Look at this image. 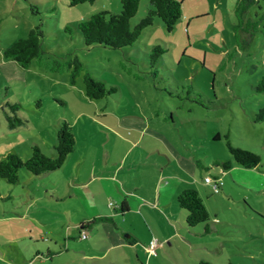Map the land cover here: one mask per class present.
<instances>
[{
	"label": "rangeland",
	"instance_id": "374dc122",
	"mask_svg": "<svg viewBox=\"0 0 264 264\" xmlns=\"http://www.w3.org/2000/svg\"><path fill=\"white\" fill-rule=\"evenodd\" d=\"M36 1L43 8L42 18L31 15L30 0H0V100L19 103L17 115L26 121L10 129L0 108V160L8 153L27 159L34 145L54 157L53 144L62 122L71 127L75 146L55 172L31 177L22 170L15 185L0 179V264H30L31 260L34 264H88L77 250L86 243L78 241L71 224L83 218L89 201L83 200L81 190L74 194L71 189V198L65 197L71 184L88 183L93 171L96 177L112 175L113 166L106 168L105 160L127 170L144 159L165 162V156L171 166L181 163L192 170L193 178L208 192L202 194L210 222L209 233L202 239L208 247L194 246L195 252L205 254L194 259L211 264H264V124L252 121L264 108V94L254 89L264 75V4L242 9L241 29L235 34L238 0H177L182 17L171 32L155 19L133 46L113 51L85 49L77 31L70 36L64 29L98 12L119 13L120 0H96L76 7H69L68 0ZM50 7L53 12L45 11ZM150 8V0H141L132 24ZM39 18L50 58L65 59L69 52L76 55L94 78L116 87L117 92L89 100L82 75L71 85L67 70L51 73L35 61L24 70L3 60L1 50L26 38ZM156 46L166 52L159 56L153 79L148 73L149 56ZM226 135L233 147L257 154L259 166L243 169L232 163L227 171L216 166L231 160ZM215 136L219 140L214 141ZM214 175L223 182L218 194L203 183L204 176ZM108 184L115 183L110 180V188ZM109 197L102 195L106 202L100 208L111 213L113 209L108 208L114 200ZM185 228L180 235L193 239L192 229ZM195 231L203 233V227ZM41 232L52 240L41 241ZM70 235L74 240H67ZM48 249L53 252L46 261L36 255L44 256Z\"/></svg>",
	"mask_w": 264,
	"mask_h": 264
},
{
	"label": "trees",
	"instance_id": "16d2710c",
	"mask_svg": "<svg viewBox=\"0 0 264 264\" xmlns=\"http://www.w3.org/2000/svg\"><path fill=\"white\" fill-rule=\"evenodd\" d=\"M96 0H68L69 7H76L83 4H93ZM141 0H120V12L113 14L107 11L98 12L91 15L87 19L78 23L76 27L66 26L64 32L72 35L73 31H77L79 41L85 49L91 47H102L105 49L120 51L127 47H131L137 41L142 32L150 27L155 19H160L167 31L171 32L178 20L182 17V6L177 0H150V9L146 15L136 24H132V19L138 12ZM264 0H238L236 8V16L238 22L234 26V33L241 29L242 19L241 11L245 7L258 4ZM29 10L31 15L35 17H43L41 13L43 8L36 0H30ZM47 12H53L54 8L45 9ZM39 18L37 24L31 28L28 35L24 39H19L12 43L8 48L1 50L3 60L15 63L21 69H28L30 64L35 61L37 66L43 67L51 73H62L69 71V82L74 85L76 79L82 75L84 85V94L89 100H100L117 92L116 87H107L106 84L94 78L88 71L86 66L79 58L72 54H65V59L50 58L47 55L48 49L43 45V19ZM250 29L245 32L250 40ZM72 40V37H70ZM166 52L160 46L152 49L149 56V74L152 78H156L157 62L159 56ZM140 78L139 76H137ZM142 79V78H141ZM255 92L264 94V75L260 77L259 82L255 86ZM40 106V104H39ZM0 108L4 111L7 125L10 129L26 124V121L18 117L21 109L19 103H10L9 101L0 100ZM171 116V115H170ZM171 118V117H170ZM253 123L264 124V108H261L253 115ZM226 146L231 155V160L221 161L216 164L223 171L231 168V164L243 169H255L259 166L260 157L252 151L233 147L226 135ZM214 141L219 140V136H215ZM75 146V138L71 127L68 123L62 122L56 132V140L53 144L55 156L45 155L37 145L31 147V154L27 159L20 158L15 153H8L0 160V179L9 185L18 183L20 171H25L31 177H39L59 170L68 156L73 153ZM178 206L186 211L185 224L189 228L204 226V232H208L209 216L203 204L199 193L195 189H186L177 197ZM99 221H111L107 217H96L88 219L79 224V229L91 227ZM33 261V260H31ZM29 263H32V262ZM198 264H211L207 261L200 260Z\"/></svg>",
	"mask_w": 264,
	"mask_h": 264
},
{
	"label": "crops",
	"instance_id": "0c3cea01",
	"mask_svg": "<svg viewBox=\"0 0 264 264\" xmlns=\"http://www.w3.org/2000/svg\"><path fill=\"white\" fill-rule=\"evenodd\" d=\"M103 164L106 168L113 166L112 175L96 177L93 171L91 175L93 177L88 183L82 181L72 183L65 196L71 198L70 195H73L71 189H74V194H80L75 190H81L83 200L89 201L83 218L76 225L71 224L76 229L78 241L86 243L84 248L77 249L82 254L81 259L88 264H171L172 261L175 264H198L199 260L194 257L197 254H205L195 251L200 246L208 247L202 236L209 231L204 232L203 225L197 226L191 228V231L188 230L194 235L193 239L183 238L180 234L187 227L186 211L177 204L178 195L186 189H195L202 201L203 192L205 196L208 194L198 180L193 178L192 170L181 163L176 167L171 166L168 156H165V162L161 163L155 159H144L142 163L137 162L132 165L133 167H127V170L124 165L110 164L109 160L103 161ZM206 177L210 176L203 177L205 185ZM110 180L115 184L114 186L108 184L109 188L107 183H110ZM94 182H98L99 186H91ZM77 186L80 188H76ZM104 194L114 200V205L108 208L113 209V213L100 208V204L106 202L102 198ZM99 216L107 217L111 221L79 229L80 223ZM199 227H203V233L195 231ZM90 229L93 230L91 235L88 233ZM82 233H85V239L81 238ZM39 237L41 241L52 240L42 232L39 233ZM73 238L75 237L70 235L67 240H74ZM153 239H156L157 246L154 252L150 253L148 246ZM68 241H65L67 252ZM194 246L197 249H194ZM51 252L53 250L48 249L46 255L43 256L39 252L36 255H42L46 261L45 259L50 258ZM75 264L85 263L78 261Z\"/></svg>",
	"mask_w": 264,
	"mask_h": 264
},
{
	"label": "built area",
	"instance_id": "2783aa9c",
	"mask_svg": "<svg viewBox=\"0 0 264 264\" xmlns=\"http://www.w3.org/2000/svg\"><path fill=\"white\" fill-rule=\"evenodd\" d=\"M204 182L211 187L212 192L214 194H218L220 191V188L223 186V182L221 177L215 176V177H206L204 179ZM81 238L85 239L86 235L85 233L81 234ZM157 246V242L156 239H153L149 242V246H148V251L150 253L154 252V248ZM30 264H34V263H30Z\"/></svg>",
	"mask_w": 264,
	"mask_h": 264
}]
</instances>
